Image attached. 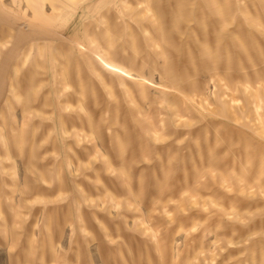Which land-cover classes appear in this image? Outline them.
Returning <instances> with one entry per match:
<instances>
[{
    "label": "rangeland",
    "instance_id": "obj_1",
    "mask_svg": "<svg viewBox=\"0 0 264 264\" xmlns=\"http://www.w3.org/2000/svg\"><path fill=\"white\" fill-rule=\"evenodd\" d=\"M0 264H264V0H0Z\"/></svg>",
    "mask_w": 264,
    "mask_h": 264
}]
</instances>
